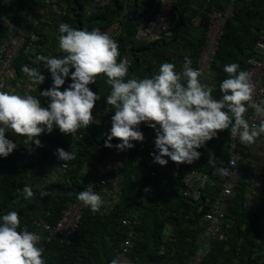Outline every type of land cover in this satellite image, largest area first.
Instances as JSON below:
<instances>
[{
	"label": "trees",
	"instance_id": "obj_1",
	"mask_svg": "<svg viewBox=\"0 0 264 264\" xmlns=\"http://www.w3.org/2000/svg\"><path fill=\"white\" fill-rule=\"evenodd\" d=\"M63 1L64 13L54 14L49 26L36 28L26 22V14L32 8H38L40 0H0V45L17 34L19 28L28 33L15 61L17 77L9 92L14 88L11 92L33 95L45 106L50 103V98L41 96L40 91L51 88L53 80L50 71L44 68V62L37 58L38 54L44 57L65 55L58 41L61 23L91 31L97 26L106 28L119 22L121 32L115 41L119 45L118 60L126 58L129 62L126 80L143 79L157 74L165 62L175 64L177 72L182 71L185 57L191 59V66L196 69L207 39L208 12L222 10L226 5V0H174L168 28L162 32H148L139 27L157 17L161 0H99L95 7L91 5L93 0ZM197 15L201 16L199 25L193 23ZM263 27L264 0H237L233 14L227 17L211 69L201 77L208 86H215L214 98H222L219 86L228 78L225 65L237 63L240 65L238 71L246 70L248 59L257 53L255 42ZM251 38H254L253 43ZM24 65L38 68L45 75V82L33 84L22 72ZM71 82L69 76L60 90L66 89ZM89 87L100 96L93 108L96 122L78 130L80 137L77 139L73 137L71 150L75 152V159L68 161V168L60 169L56 166V159L57 149H65L71 134L61 133L55 126L51 133L45 132L39 137L43 147L32 143L26 145V154L17 152L0 157V218L16 211L21 225L36 217L55 223L67 202L78 200L79 192L94 176L96 161L105 152L106 133L110 132L111 118L115 114L111 105L106 114L102 113L111 91L107 77L98 76L96 83ZM143 134L144 141H135V146L129 149L123 170L112 173L109 188L99 193L105 205L99 212L90 208L85 210L78 227L76 246L62 243L59 237L46 241L45 234L39 232L42 236L39 246L44 245L46 264H112L116 248L129 234L122 221L133 213L140 217L131 251L135 261L139 264H177L191 258L205 226L207 206L204 201H214L223 186L220 170L224 169L227 160L230 130L219 132L217 137L198 149L201 153L198 160L192 164H179L194 165L208 175L199 199L184 195L182 179L162 183L152 176L155 170L178 164L167 157L165 159L169 162L165 166L154 163L151 154L158 152L155 148L156 131L146 124ZM260 140L264 141V136ZM117 143L120 141L113 138L112 144ZM242 148H247L245 153L255 159V145H243ZM260 159V166L239 162L233 180L234 195L222 206L224 238L212 241L202 264H264V150ZM85 169H88L86 174ZM25 185L33 187L36 195L32 199L24 198L22 190ZM147 188L153 198L146 197ZM41 190L47 195L41 197Z\"/></svg>",
	"mask_w": 264,
	"mask_h": 264
},
{
	"label": "clouds",
	"instance_id": "obj_2",
	"mask_svg": "<svg viewBox=\"0 0 264 264\" xmlns=\"http://www.w3.org/2000/svg\"><path fill=\"white\" fill-rule=\"evenodd\" d=\"M58 31L59 48L65 55L37 58L51 73V88L40 91L41 96L50 98V103L45 106L33 95L0 90V157H8L17 148L6 136L9 131L24 137L26 145L43 147L39 137L51 133L54 126L75 137L78 130L95 123L93 108L100 96L89 85L95 84L101 75L107 77L111 86L106 103L115 109L110 132L106 133V147L124 151L135 146L133 141L143 142L145 137L139 130L142 122L156 131L158 152L151 155L153 162L161 166L169 162L165 157L178 165L192 164L201 156L198 149L224 130H230L246 146L264 143L260 140L264 136V100L253 102L255 84L249 72L238 71L239 64L224 66L228 78L219 86L222 98L216 99L215 86L202 81L203 70L194 69L189 57H185L180 72L175 70V64L165 62L150 78L126 80L129 62L126 58L118 60L119 45L109 34L98 29H74L67 23H61ZM22 72L35 85L45 82L46 77L38 68L24 65ZM69 76L72 82L61 91ZM246 105H251L261 118L259 125L250 126L245 118ZM113 138L120 143L112 144ZM57 157L65 161L64 166L75 159V152L58 148ZM220 172L228 174V169ZM22 191L25 199L36 195L30 185H25ZM39 194L47 195L43 190ZM77 198L93 212H99L106 203L89 186ZM0 220V264H46L44 249L39 246L42 236L27 229L19 230L18 212L10 211Z\"/></svg>",
	"mask_w": 264,
	"mask_h": 264
},
{
	"label": "built area",
	"instance_id": "obj_3",
	"mask_svg": "<svg viewBox=\"0 0 264 264\" xmlns=\"http://www.w3.org/2000/svg\"><path fill=\"white\" fill-rule=\"evenodd\" d=\"M174 0H161V7L157 17L153 20L145 21L139 28L148 32H162L168 28L171 13L173 10ZM210 1V0H209ZM208 1V2H209ZM99 0H93L91 5L95 7ZM237 0H226L224 9H212L208 12L210 21L207 26V39L203 47V51L199 58V63L196 69H202L203 75L211 69L214 56L217 52L219 40L224 33L225 23L228 16L233 14ZM64 3L62 0H40V6L32 8L27 11L26 22L32 23L34 27H44L53 23V15H61L64 13ZM38 13L37 15H35ZM201 16L197 15L193 18V23L199 25ZM19 28V27H18ZM101 32L109 34L115 40L120 34V23L115 22L109 27H95ZM28 33L22 29H18V33L8 37L2 45H0V90L8 91L12 82L17 77L15 69V61L23 49ZM37 36L35 35V38ZM256 54L248 59V66L245 71L251 74V80L255 84V92L253 94V102L259 103L264 100V27L261 28L255 42ZM38 54V57H41ZM14 91V88H11ZM10 89V92H11ZM247 112L245 118L252 124L259 125L260 117L256 115V111L251 105H246ZM110 106L107 105L102 109V113L106 114ZM100 123V121H99ZM146 123L142 122L139 130L144 132ZM8 139L17 144V148L11 153L26 154L25 138L16 136L9 131L6 133ZM80 135H75V138ZM67 146L65 151H70L73 145V136L69 135L67 138ZM135 141H133L134 144ZM238 136H230L227 160L224 169H228V174L223 176V186L219 196L214 200H205L204 204L207 209L204 212L205 226L198 237L197 247L191 258L185 262L178 261L177 264H202V261L211 246L212 241L215 239H223L222 221H223V202L230 197H233V180L235 178V170L242 160L244 162L252 163L254 158L245 153ZM246 146V145H244ZM129 149L120 151L116 148H105V152L100 155L96 161V170L85 184L84 190L89 186L97 193L104 192L111 184L110 176L114 172H121L125 167L129 158ZM65 161L56 159V166L60 169L69 167L68 161L63 166ZM194 166V165H193ZM189 165L166 166L161 170L152 172V176L159 182L168 183L172 179H182L184 182V195L193 199L201 198L203 189H205L208 181V175L202 171L197 170L195 167ZM150 188H147V198H153V194L149 193ZM85 207L79 200H69L66 207L62 210L61 217L55 223H50L42 218L36 217L30 223H24L20 226L19 230L27 229L29 232H42L46 236V241L52 240L54 237H59L62 243L70 246H76L78 240V227L85 210ZM139 215L133 213L129 217L123 219V224L128 228V236L121 242L119 247L116 248V255L114 261L117 264H139L131 257V251L134 246V240L137 238L136 225L139 222ZM44 249V245L42 246Z\"/></svg>",
	"mask_w": 264,
	"mask_h": 264
},
{
	"label": "crops",
	"instance_id": "obj_4",
	"mask_svg": "<svg viewBox=\"0 0 264 264\" xmlns=\"http://www.w3.org/2000/svg\"><path fill=\"white\" fill-rule=\"evenodd\" d=\"M254 149L255 150L253 152L254 153L253 156L255 155V159L256 160L254 159V161L252 162V164H256V165H259L260 166V164H261V159L260 158L263 155L264 144H258V145L256 144ZM257 183H259V181Z\"/></svg>",
	"mask_w": 264,
	"mask_h": 264
},
{
	"label": "rangeland",
	"instance_id": "obj_5",
	"mask_svg": "<svg viewBox=\"0 0 264 264\" xmlns=\"http://www.w3.org/2000/svg\"><path fill=\"white\" fill-rule=\"evenodd\" d=\"M253 39H254V38H251V42L253 41ZM252 43H253V42H252ZM252 43H251V44H252Z\"/></svg>",
	"mask_w": 264,
	"mask_h": 264
}]
</instances>
